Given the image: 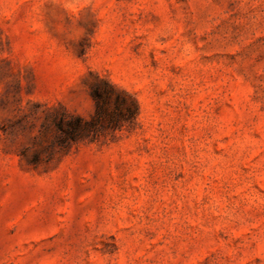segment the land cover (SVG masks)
<instances>
[{"label": "rangeland", "instance_id": "374dc122", "mask_svg": "<svg viewBox=\"0 0 264 264\" xmlns=\"http://www.w3.org/2000/svg\"><path fill=\"white\" fill-rule=\"evenodd\" d=\"M0 264H264V0H0Z\"/></svg>", "mask_w": 264, "mask_h": 264}, {"label": "trees", "instance_id": "16d2710c", "mask_svg": "<svg viewBox=\"0 0 264 264\" xmlns=\"http://www.w3.org/2000/svg\"><path fill=\"white\" fill-rule=\"evenodd\" d=\"M90 96L94 102V114L89 120L66 112H56L50 121L55 133L54 143L61 151H68L79 143L92 144L100 137L129 127L138 115V104L125 91H118L114 85L99 80L91 87ZM114 97L113 110L108 111ZM131 98V107L125 98Z\"/></svg>", "mask_w": 264, "mask_h": 264}]
</instances>
